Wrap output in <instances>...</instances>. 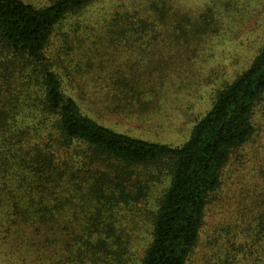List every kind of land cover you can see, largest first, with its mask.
Returning <instances> with one entry per match:
<instances>
[{
  "label": "trees",
  "instance_id": "1",
  "mask_svg": "<svg viewBox=\"0 0 264 264\" xmlns=\"http://www.w3.org/2000/svg\"><path fill=\"white\" fill-rule=\"evenodd\" d=\"M99 1L0 0V236L26 240L14 263L32 264L35 256L47 260L42 264H264L259 180L240 192L233 219L205 238L228 170L245 163L246 148L262 130L264 45L250 67L217 92L184 144L134 137L85 114L67 94L72 64L62 50L51 52L67 20ZM129 8L116 7L111 22L94 23L110 27L112 39L128 40L180 16L170 0L134 13ZM218 11L210 9L200 21L183 17L181 31L165 28L206 33L202 25L219 22ZM75 27L79 32L83 25ZM117 98L114 112L134 100Z\"/></svg>",
  "mask_w": 264,
  "mask_h": 264
},
{
  "label": "rangeland",
  "instance_id": "2",
  "mask_svg": "<svg viewBox=\"0 0 264 264\" xmlns=\"http://www.w3.org/2000/svg\"><path fill=\"white\" fill-rule=\"evenodd\" d=\"M158 1L101 0L67 20L62 33L69 36L57 33L51 52L56 56L62 50L64 59L72 64L74 76L65 79L67 94L80 103L85 114L115 131L178 146L189 139L198 119L211 109L217 92L248 69L263 47L264 0H170L180 16H173L167 25L159 24L150 34L128 40L119 35L112 39L110 27L94 23L100 19L111 22L116 7L130 6L128 11L134 13ZM210 9L220 10L216 13L219 22L210 29L203 24L206 33L171 34L183 17L200 21ZM149 12L154 21V12ZM77 24L83 28L74 32ZM93 24L100 30L91 31ZM166 26L173 28L166 30ZM68 46L74 47L70 56L64 55ZM125 95L134 98L132 105L114 112V100L125 99ZM261 122L260 136L245 150V163L228 170L227 190L207 217L205 238L233 219L237 197L242 190L256 187L253 179L264 183V120ZM20 241L0 236V264L20 262L12 259L14 252L26 251V240ZM9 242L17 248L13 250ZM29 260L32 264L47 261L35 256Z\"/></svg>",
  "mask_w": 264,
  "mask_h": 264
}]
</instances>
